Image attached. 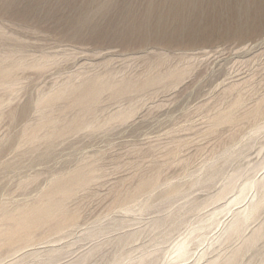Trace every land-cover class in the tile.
<instances>
[{"label": "rangeland", "instance_id": "obj_1", "mask_svg": "<svg viewBox=\"0 0 264 264\" xmlns=\"http://www.w3.org/2000/svg\"><path fill=\"white\" fill-rule=\"evenodd\" d=\"M263 191L264 0H0V264H264Z\"/></svg>", "mask_w": 264, "mask_h": 264}, {"label": "bare ground", "instance_id": "obj_2", "mask_svg": "<svg viewBox=\"0 0 264 264\" xmlns=\"http://www.w3.org/2000/svg\"><path fill=\"white\" fill-rule=\"evenodd\" d=\"M66 88V87H65ZM60 90V89H59ZM65 90V89H64ZM57 98V97H56ZM229 153H232L231 151H228L226 154H229ZM88 173V172H87ZM84 175V174H83ZM87 176V175H86ZM82 178V177H81ZM85 178V180H86V177H83V179ZM83 179H81V181H83ZM80 180V179H79ZM59 181V180H58ZM234 182V180H231V182L229 183V185H228V187L226 188V191L228 190V189H230L232 186H233V183ZM62 183V182H61ZM65 183V182H64ZM68 184V183H67ZM76 186V185H75ZM158 186V185H157ZM256 186V183L255 182H248V183H246V184H244L243 186H241V188H240V190H239V194H238V198L237 199H240V198H242L249 190H252L254 187ZM155 187V186H154ZM59 188H61L62 190H63V188L62 187H59ZM60 189V190H61ZM69 189V188H68ZM74 189V188H73ZM53 190V189H52ZM51 190V191H52ZM65 190V189H64ZM67 190V189H66ZM63 192H65V191H63ZM179 192V191H178ZM69 193V192H68ZM181 193V192H180ZM55 194H57V193H55ZM64 194V193H63ZM47 195V194H46ZM62 195V194H61ZM171 196V195H170ZM57 197V196H56ZM48 199H50V197H47ZM168 198H170V200L172 199L171 197H167V199ZM53 199H55V198H53ZM57 199H59V198H57ZM166 199V200H167ZM49 201V200H48ZM50 201H51V199H50ZM257 201V200H256ZM67 202V201H66ZM41 204V203H40ZM146 205H148V204H146ZM145 205V206H146ZM264 205V191H263V193H261V196H260V199L257 201V202H254V204L252 205V207L250 208V210H249V212H248V214H246V215H244V216H239V217H237L236 218V220H235V222L234 223H231L229 226H228V228H227V233L229 234V235H231L232 233L234 234V233H236V232H239L240 231V229L245 225V223H246V221H247V219H248V217H249V215H250V213H252V212H254V211H257L258 209H260L262 206ZM37 206V205H36ZM149 207V206H148ZM35 208V207H34ZM42 208V207H41ZM62 208V207H61ZM32 209V208H31ZM50 209V208H49ZM56 209V208H55ZM29 210V209H28ZM27 210V212H29ZM41 211V209H37V211H36V213L38 212V211ZM60 210V209H59ZM262 210V209H261ZM56 211H57V209H56ZM3 213V212H2ZM1 213V214H2ZM258 213V212H257ZM4 214V213H3ZM43 214H45V213H43ZM256 214V213H255ZM45 215H47V214H45ZM44 215V216H45ZM253 215H254V213H253ZM252 215V216H253ZM3 216V215H2ZM255 216V215H254ZM3 218V217H2ZM9 218H10V216H9ZM47 218H49V217H47ZM4 219H5V217H4ZM31 219H34V218H32L31 217ZM36 219V218H35ZM250 220V219H249ZM1 221V220H0ZM16 221H17V219H16ZM21 221H22V219H21ZM47 221V220H46ZM27 222V221H26ZM38 222V221H37ZM17 223V222H16ZM41 223V222H40ZM46 223V222H45ZM12 224V223H11ZM14 224V223H13ZM18 224V223H17ZM47 224V223H46ZM160 223L159 222H156V226H158ZM1 225V224H0ZM45 225V224H44ZM2 230V229H1ZM5 230H7V229H5ZM9 230V229H8ZM23 230V229H22ZM263 230V229H262ZM12 231H14V230H12ZM2 232V231H1ZM0 232V233H1ZM11 233H13V232H11ZM25 233V232H24ZM15 235V234H14ZM27 235H29L28 233H27ZM6 236V235H5ZM18 236V235H17ZM25 236V235H24ZM30 236H33V233H32V235H31V233H30ZM258 236L259 235H256L252 240H251V244L252 243H254L257 239H258ZM3 238V237H2ZM7 238V237H6ZM10 238V237H9ZM18 238H19V236H18ZM22 238V237H21ZM26 238V237H25ZM28 239L29 238H27V239H25V241H27L28 242ZM3 240V239H2ZM9 240V239H8ZM16 240V239H15ZM31 240V239H30ZM30 240H29V242H30ZM33 240V239H32ZM23 241V240H22ZM9 242V241H8ZM33 242V241H32ZM258 242V241H257ZM256 242V243H257ZM8 245V244H7ZM12 245V244H11ZM15 246H16V244H15ZM21 246V245H20ZM17 247V246H16ZM24 247V246H23ZM11 249V248H10ZM22 249V248H21ZM189 249H188V243L186 242V241H184V242H181L179 245H178V247H177V252H178V256L179 257H184V256H186L187 254H188V251ZM18 251V250H17ZM21 251V250H20ZM19 251V252H20ZM15 253V252H14ZM238 252H237V250L235 251V253H234V255H236ZM233 255V256H234ZM233 258L234 257H231L230 259H228V261L227 262H225V264H233Z\"/></svg>", "mask_w": 264, "mask_h": 264}]
</instances>
